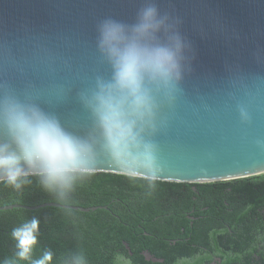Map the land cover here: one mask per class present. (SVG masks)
I'll return each instance as SVG.
<instances>
[{"label":"water","instance_id":"95a60500","mask_svg":"<svg viewBox=\"0 0 264 264\" xmlns=\"http://www.w3.org/2000/svg\"><path fill=\"white\" fill-rule=\"evenodd\" d=\"M147 4L166 18L161 39L178 34L183 45L181 78L170 93L153 91L154 128L142 133L155 145L158 180L264 173V0H0V100L12 97L54 115L65 131L92 144L96 172L119 173L81 96L98 76H111L97 48L99 23H135ZM43 206L106 208L44 202L0 210Z\"/></svg>","mask_w":264,"mask_h":264},{"label":"clouds","instance_id":"9594fccd","mask_svg":"<svg viewBox=\"0 0 264 264\" xmlns=\"http://www.w3.org/2000/svg\"><path fill=\"white\" fill-rule=\"evenodd\" d=\"M165 19L154 4H147L135 23L102 20L97 26V48L109 63L111 76H98L90 94L81 96L101 131L105 150L120 169L118 174L150 184L159 179L155 145L142 133L146 127L154 128L153 91L170 93L181 78L183 45L178 34L161 39ZM0 133V184L6 187L19 190L31 185L34 177L43 192L63 200L77 180L96 172L92 144L65 131L54 115L35 104L12 97L0 100ZM39 224L34 216L12 229L14 257L0 264H53L50 250L33 258ZM116 259L131 264L125 257ZM76 264H86L83 255L77 256Z\"/></svg>","mask_w":264,"mask_h":264},{"label":"trees","instance_id":"16d2710c","mask_svg":"<svg viewBox=\"0 0 264 264\" xmlns=\"http://www.w3.org/2000/svg\"><path fill=\"white\" fill-rule=\"evenodd\" d=\"M30 179L32 184L19 190L0 184V205L57 202L83 207L105 205L106 208L89 211L55 206L1 209L0 262L14 257L16 242L11 237L12 229L35 216L40 224L33 258L37 259L44 250H50L53 264H76L79 255H83L86 264H123V261H117L118 255L129 259L131 264H177L178 261L181 264H201L198 258L185 260L188 255H193L195 248L192 244L200 242L219 253L225 261L230 257V261L232 253H238L226 248L228 240L226 244L223 241L225 235H231L229 230L249 238L250 242L244 241L241 254L256 252L260 260L255 264H264V216L256 212V219L253 213L256 207L264 206V173L205 183L157 180L150 184L146 180H130L118 173L99 171L77 180L63 200L54 198L55 194L43 192L36 186V179ZM193 187L207 191L231 187V194L235 195L229 201L230 212L222 209V201L212 202L208 197L205 202L210 204L205 213L208 219L220 217L228 225L215 234V246L213 234L208 232L209 221H203L206 217L201 219L203 225L199 232L181 231L187 223L185 212L194 203L196 208L201 204L192 199L196 196ZM189 235L192 238L186 240ZM171 238L179 240L172 242ZM144 250L163 260L145 259ZM248 262L245 260L244 264ZM19 264L29 262L19 261Z\"/></svg>","mask_w":264,"mask_h":264},{"label":"flooded vegetation","instance_id":"af4514ba","mask_svg":"<svg viewBox=\"0 0 264 264\" xmlns=\"http://www.w3.org/2000/svg\"><path fill=\"white\" fill-rule=\"evenodd\" d=\"M213 182V181H212ZM205 183V182H202ZM193 190L196 192V196H192V199L197 200L198 203H201L198 208L195 207V203L193 204L192 208L187 210L185 212V218L187 220L186 227L182 226L181 231L184 232L185 230L188 232H199L202 229V221L201 219L206 217L203 221H209V227H208V232L209 234H213L212 241L213 245L215 246V234L219 233V230H223L224 227H228L227 224H224V221L222 218L217 217L209 220L208 215L205 214L208 208H210V204L205 203L208 200V197H210L213 201H222L223 207L222 209L226 212H230L232 208L229 207L230 205V200L233 199L235 195L231 194L232 188L231 187H225V188H215L214 190L207 191V189H196L193 187ZM219 208V207H218ZM258 212L261 216H264V206L263 207H256V210L254 214V217L257 219L258 215L256 214ZM231 232V235H225L224 236V243H227L228 240V245L226 248H232L235 249L236 252L238 253L237 255L235 253H232L233 257L230 259V261H233L232 263H229V258L228 261H225L222 256L219 255V253L215 252L212 248H207L206 246L202 245L200 243H193L192 245L194 246L195 249L192 250L193 255L192 256H187L186 261L193 260L194 258H198L201 260V264H244L245 260H248L249 262L246 264H255L257 261L260 260V257L257 255L256 252H252L250 255L247 253L241 254V248L244 247V241H249L247 237L245 236H240L236 234L235 232L229 230ZM191 235L186 237V240L191 239ZM199 238V237H197ZM182 241L184 240L181 238ZM179 240V238H171L172 242H175ZM243 241V243H242ZM250 242V241H249ZM211 244V242H209ZM243 244V245H242ZM242 245V246H241ZM249 245H247L248 247ZM148 251V250H144ZM144 251L142 253H144ZM241 251V252H240ZM149 252V251H148ZM150 253V252H149ZM153 255L152 253H150ZM154 257L163 260L162 257H157L153 255ZM231 256V254L229 255ZM145 259H147L144 256ZM151 260V259H147ZM152 261V260H151ZM157 262V261H153Z\"/></svg>","mask_w":264,"mask_h":264}]
</instances>
